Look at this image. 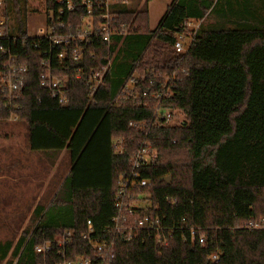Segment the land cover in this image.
<instances>
[{"label":"trees","instance_id":"1","mask_svg":"<svg viewBox=\"0 0 264 264\" xmlns=\"http://www.w3.org/2000/svg\"><path fill=\"white\" fill-rule=\"evenodd\" d=\"M31 1L36 0H5L4 44L17 38L13 53L27 72L13 105L0 88V120L19 117L30 150L49 165L67 152L69 172L52 184L51 199L41 195L34 225L16 243L0 240V264L43 260L35 246L66 230L73 232L71 245L48 263L95 258L96 249L83 237L88 220L94 241H113L108 264H264V0H173L154 29L147 3L115 4L118 20L134 28L110 46L76 41L66 48L83 45L84 59L69 56L64 66L55 59L62 46L52 48L53 71L69 79L68 105L41 86L49 44L34 46L38 39L29 34L28 17L37 8ZM38 1L48 14L53 11L55 34L75 32L87 13L82 0ZM68 1L75 9L59 13ZM188 21L200 25L192 29ZM180 34L189 37L185 53L175 49ZM6 63L0 52V76ZM80 67L85 74L78 78ZM104 67L105 83L92 92L90 77ZM132 78L133 89L123 91ZM160 93L161 99L153 97ZM159 105L182 112L184 120L158 121ZM114 138L124 140L122 154ZM144 138L158 149V159L139 170L151 181L141 188L151 206L135 215H159L165 242L146 231L131 239L125 232L112 234L119 182L129 175Z\"/></svg>","mask_w":264,"mask_h":264},{"label":"built area","instance_id":"2","mask_svg":"<svg viewBox=\"0 0 264 264\" xmlns=\"http://www.w3.org/2000/svg\"><path fill=\"white\" fill-rule=\"evenodd\" d=\"M117 3L125 4L128 7L132 5L130 0H82L81 5L86 7L87 13L82 17L79 28L75 32L71 31L70 33L63 34L54 33V25L50 24V20L54 18L53 11H50L49 14L46 12V25L38 26L36 33L33 35L30 34V36L38 39L34 43L36 48H41V40H45L49 44V47L43 50L46 53L47 59L42 61L46 69L41 75V86L46 88L60 104L68 105L70 103L71 96L68 91L69 79L67 75L62 73L58 74L53 71L52 48L57 45L62 46V50L55 55V59H57L60 66H64L69 56L73 61H81L84 59L83 45L72 48L70 52L66 48L76 41L82 42L87 46L91 44V41L97 39L102 40L110 46L114 37L122 36L134 28L133 24H126L119 21L118 14L112 12L113 6ZM5 8V0H0V52L7 55V63L0 76V88L5 93L9 105H13L14 100H19L22 95L27 66L19 61L17 54L13 53L12 48L16 46L17 38L9 39L11 45L4 44V40L8 38L6 35L8 20L5 15ZM74 9L75 4L72 1H68L58 11L59 13H63L65 10L72 12ZM187 27L197 29L198 22L188 21ZM187 42H189V37L185 34H180L175 42L176 51L179 53L187 52ZM106 70L107 67H104L100 72L93 73L92 71L93 74L90 77L92 92H95L99 87L104 85ZM84 74L83 67L76 70V76L78 78ZM134 82V78L128 80L122 90L127 89L130 91L133 89ZM165 91L170 93L168 89L164 90V93ZM164 93H160L159 95L153 94V97L155 99H161ZM115 102L118 103V98L115 99ZM14 106L17 108L20 107L16 102ZM174 111L176 110L159 105L155 109L154 118H161L158 121L171 123L173 121ZM9 120L18 121L19 117L11 115ZM112 143L115 150L122 154L124 151V140L122 138H114ZM157 159L158 149L147 138H144L130 160L131 171L129 175L119 182L120 186L116 197L117 213L112 217V234L114 236L120 232H125L129 239L138 238L142 231H146L150 232V235L156 236L159 242L166 241L165 236L162 235L164 227L161 224L159 215L148 213L141 216L135 215L137 209L151 206V203L143 198L144 195L141 192V188L150 185L151 181L143 178L139 170L153 165ZM93 232V223L91 220H88L87 231L83 234V237L89 239L92 247L96 249L95 258L78 255L73 260L65 259L59 262L55 261L52 264H108L111 261L113 241H94L91 238V233ZM72 236L73 232L66 230L62 235H57L54 239L45 240L43 243L36 245V252L41 254L44 259L38 260L35 264H50L46 261L49 257L55 254L65 253L71 245ZM192 239H196L194 228L192 229ZM199 241L203 242L204 238L201 236ZM216 257L217 255L213 256V258Z\"/></svg>","mask_w":264,"mask_h":264},{"label":"rangeland","instance_id":"3","mask_svg":"<svg viewBox=\"0 0 264 264\" xmlns=\"http://www.w3.org/2000/svg\"><path fill=\"white\" fill-rule=\"evenodd\" d=\"M130 1L131 7L147 3L149 26L154 29L173 0ZM30 6L37 8L28 17V31L33 35L38 26L46 25L47 16L42 1H31ZM173 114L171 124L185 118L180 111ZM68 172L67 152H62L56 163L49 165L41 153L30 150L24 122L0 120V240L12 239L16 243L23 231L34 225L31 217L41 195L49 194L45 201L51 199L55 189L52 184L61 181Z\"/></svg>","mask_w":264,"mask_h":264},{"label":"water","instance_id":"4","mask_svg":"<svg viewBox=\"0 0 264 264\" xmlns=\"http://www.w3.org/2000/svg\"><path fill=\"white\" fill-rule=\"evenodd\" d=\"M166 180L169 181L170 180V177H167Z\"/></svg>","mask_w":264,"mask_h":264}]
</instances>
